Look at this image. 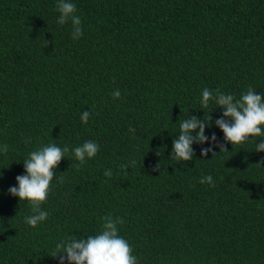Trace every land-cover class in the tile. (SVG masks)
Returning a JSON list of instances; mask_svg holds the SVG:
<instances>
[{
	"label": "trees",
	"instance_id": "16d2710c",
	"mask_svg": "<svg viewBox=\"0 0 264 264\" xmlns=\"http://www.w3.org/2000/svg\"><path fill=\"white\" fill-rule=\"evenodd\" d=\"M72 2L76 40L59 0H0V264H59L58 242L97 235L109 215L137 264H264V137L227 143L223 110L201 105L204 88L264 97V0ZM205 112L209 142L171 158L179 120ZM89 140L99 151L80 164L71 150ZM50 143L70 151L33 228L30 203L8 189Z\"/></svg>",
	"mask_w": 264,
	"mask_h": 264
},
{
	"label": "clouds",
	"instance_id": "9594fccd",
	"mask_svg": "<svg viewBox=\"0 0 264 264\" xmlns=\"http://www.w3.org/2000/svg\"><path fill=\"white\" fill-rule=\"evenodd\" d=\"M57 9L60 13L58 23L64 25L71 21L72 38L74 40L83 36L82 21L76 15L77 8L72 0H59ZM113 97L119 99L120 91L117 89L112 93ZM211 103L223 110L222 117L214 121L215 126L222 130L227 143L242 145L252 137H264V97L258 94L252 87H249L240 98L232 94H224L219 89L215 94L208 88L202 91L201 105L207 109ZM212 113V112H211ZM211 113H206L203 119L196 116L179 120L180 132L178 138L173 141L171 158L189 162L194 158L193 144H205L209 137L205 134L206 127H211L213 120ZM90 112L84 111L81 121L88 123ZM211 142L219 147L221 153L228 151L225 144H217V137L213 133ZM8 145L0 147V152L7 153ZM70 151L68 146L61 148L55 143L47 144L29 154L23 161L25 173L16 177L17 185L8 189L14 197L20 201H28L32 214L25 218V223L33 228L48 218V212L42 210L51 189V184L56 176L54 169H57L65 155ZM75 159L83 164L86 159L94 158L99 145L94 141H86L82 145L71 150ZM257 152H264V140L256 144ZM202 155L207 157L212 152V147L203 148ZM135 163V162H133ZM128 165H122L127 169ZM156 170H159L157 168ZM106 177L112 176L111 169L104 172ZM200 183L215 186L211 175L204 176ZM101 231L95 236L87 238L70 237L67 241L61 240L55 246L52 257L59 261V264H137V258L133 255V249L128 241L118 234L117 225L123 220L119 217L105 216L103 218Z\"/></svg>",
	"mask_w": 264,
	"mask_h": 264
}]
</instances>
